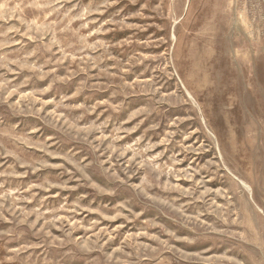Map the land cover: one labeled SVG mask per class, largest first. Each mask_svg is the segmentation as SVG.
Segmentation results:
<instances>
[{
	"label": "rangeland",
	"instance_id": "1",
	"mask_svg": "<svg viewBox=\"0 0 264 264\" xmlns=\"http://www.w3.org/2000/svg\"><path fill=\"white\" fill-rule=\"evenodd\" d=\"M0 264H264V0H0Z\"/></svg>",
	"mask_w": 264,
	"mask_h": 264
}]
</instances>
